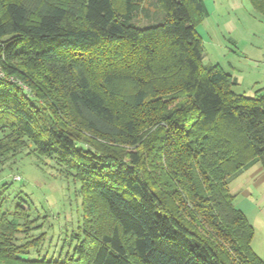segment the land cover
I'll return each instance as SVG.
<instances>
[{"label":"trees","instance_id":"1","mask_svg":"<svg viewBox=\"0 0 264 264\" xmlns=\"http://www.w3.org/2000/svg\"><path fill=\"white\" fill-rule=\"evenodd\" d=\"M144 1L0 0V167L48 157L83 197L72 255L33 258L44 236L0 195V264H264L229 187L264 169V92L204 63L203 0L140 27Z\"/></svg>","mask_w":264,"mask_h":264},{"label":"rangeland","instance_id":"2","mask_svg":"<svg viewBox=\"0 0 264 264\" xmlns=\"http://www.w3.org/2000/svg\"><path fill=\"white\" fill-rule=\"evenodd\" d=\"M203 3L206 16L197 30L204 41V63L227 67L233 60L244 62L241 58L246 53L242 46L251 42L249 32L262 33V26L250 20V15L257 16L258 12L249 0H203ZM142 7L145 9H139L134 16L135 25L146 27L162 21L164 14L155 1L146 0ZM156 130L157 127L151 132ZM80 145L87 148V144ZM26 152L0 167L1 183L9 184L6 189L0 187L4 209L14 211L19 203L29 209L30 219L37 226L31 235L44 236L41 245L32 249L33 258L72 255L82 234L81 183L54 160Z\"/></svg>","mask_w":264,"mask_h":264},{"label":"crops","instance_id":"3","mask_svg":"<svg viewBox=\"0 0 264 264\" xmlns=\"http://www.w3.org/2000/svg\"><path fill=\"white\" fill-rule=\"evenodd\" d=\"M250 20L262 26V33L259 34L260 32L256 30L249 32L251 42L242 46V50L246 53L241 58L244 62L233 60L229 66L222 68L235 78L236 92L255 96L258 91L260 94L264 92V15L252 14ZM229 187L232 194L236 196L237 208L246 214L254 227L252 247L264 261V169L261 163L254 162L244 168L232 177Z\"/></svg>","mask_w":264,"mask_h":264},{"label":"built area","instance_id":"4","mask_svg":"<svg viewBox=\"0 0 264 264\" xmlns=\"http://www.w3.org/2000/svg\"><path fill=\"white\" fill-rule=\"evenodd\" d=\"M5 61V58L4 56H0V77H3L5 72H4V69H3V66H2V62ZM26 87V86H25ZM27 90H29L27 87H26ZM20 179V177H17Z\"/></svg>","mask_w":264,"mask_h":264}]
</instances>
